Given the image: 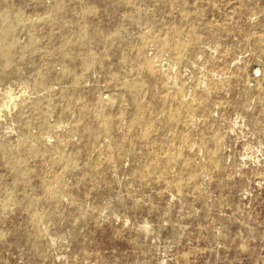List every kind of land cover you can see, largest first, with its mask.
I'll return each instance as SVG.
<instances>
[{
  "label": "rangeland",
  "instance_id": "1",
  "mask_svg": "<svg viewBox=\"0 0 264 264\" xmlns=\"http://www.w3.org/2000/svg\"><path fill=\"white\" fill-rule=\"evenodd\" d=\"M6 19L0 264H264V0Z\"/></svg>",
  "mask_w": 264,
  "mask_h": 264
},
{
  "label": "bare ground",
  "instance_id": "2",
  "mask_svg": "<svg viewBox=\"0 0 264 264\" xmlns=\"http://www.w3.org/2000/svg\"><path fill=\"white\" fill-rule=\"evenodd\" d=\"M14 29H15V26L13 25V23H10V21H7V19L3 20V22H1V25H0V47L5 46L3 44L2 40H7V39L14 40V36H13L14 35ZM148 61L151 62V60H148ZM148 61H147V63H148ZM146 65L148 66L149 64H146ZM150 66H152V65H149L148 67H150Z\"/></svg>",
  "mask_w": 264,
  "mask_h": 264
}]
</instances>
